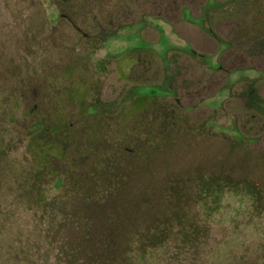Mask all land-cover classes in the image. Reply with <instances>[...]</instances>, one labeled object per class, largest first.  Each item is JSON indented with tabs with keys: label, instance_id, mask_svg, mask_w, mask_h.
<instances>
[{
	"label": "rangeland",
	"instance_id": "obj_1",
	"mask_svg": "<svg viewBox=\"0 0 264 264\" xmlns=\"http://www.w3.org/2000/svg\"><path fill=\"white\" fill-rule=\"evenodd\" d=\"M0 264H264V0H0Z\"/></svg>",
	"mask_w": 264,
	"mask_h": 264
},
{
	"label": "flooded vegetation",
	"instance_id": "obj_2",
	"mask_svg": "<svg viewBox=\"0 0 264 264\" xmlns=\"http://www.w3.org/2000/svg\"><path fill=\"white\" fill-rule=\"evenodd\" d=\"M214 5V6H213ZM213 6V7H212ZM216 7H217V3H213L212 2V4L211 5H209L208 6V11L206 12L207 14H206V16L204 17V19H203V21H204V26H206V28H208V29H206L207 30V32H209V33H211V29L210 28H212L213 27V22L215 21H213V18H212V14H214L215 13V9H216ZM228 16H226L225 18H227ZM190 18V19H189ZM188 18V20H192L191 19V17H189ZM158 22H159V24H160V26H163L164 24H166V22H165V20H164V18H162V17H158V20H157ZM167 26H169L170 24H166ZM202 26V25H201ZM161 33V38H160V42H159V44H160V52H159V56L161 57V58H163L164 56H165V50H164V47H165V44H166V42H168L169 41V38H167L166 36H165V34L163 33V32H160ZM164 35V36H163ZM140 39V38H139ZM165 40H166V42H165ZM143 41V40H142ZM173 44V43H172ZM169 46V45H168ZM171 46H173V45H171ZM222 56V54L220 55V57H219V60H217L214 56L212 57H209V58H207V57H205L204 56V61L205 62H207V64L209 65V68H212V69H217V70H222L223 69V56ZM227 62L229 61V59H228V57H225L224 58ZM140 59H138V60H133L134 62H137V61H139ZM230 60H232L231 58H230ZM133 61L132 60H127L125 63H127V64H131V63H133ZM235 61H236V59H235ZM239 70L238 69H236V72H238ZM169 77H165V79L167 80ZM154 89H156V90H158V91H161L159 88H154ZM162 92V91H161ZM67 93V92H66ZM138 95V94H137ZM162 95V94H161ZM161 95H157V96H149V97H159V96H161ZM137 98V96L135 97V99ZM148 98V97H147ZM81 100H83V102L86 100V98L84 99H81ZM147 100V99H146ZM134 102V101H133ZM133 105H134V103H132ZM146 104V102L144 103V105ZM144 105L142 106V107H144ZM142 107H140V108H138L139 110L142 108ZM132 108H135L134 106H132ZM135 109H137V108H135ZM163 123H164V121H163V118H161L160 119V125H162L163 126ZM51 127H54V128H56V130L58 129V130H60V128H61V131H56V130H54V128L52 129ZM51 127H47V128H44L43 129V134L46 136V135H48V136H46V138H47V140H44V146H42L41 148L44 150V156H45V158H44V160L45 161H48L49 160V158L52 156V155H54V156H57L56 154V149H57V145H59L60 143L58 142V141H55V144L52 142V140H54V137H52V131L54 132V136H56V135H58V134H60V135H62V133H63V131L64 130H66V124H65V122H64V119H62V118H58V122H57V124H54L53 126H51ZM61 132V133H60ZM62 137V139H67V136H64V135H62L61 136ZM47 148V149H46ZM52 151H54L53 153H52ZM128 151H130L129 149H128ZM132 151V150H131ZM51 153V154H50Z\"/></svg>",
	"mask_w": 264,
	"mask_h": 264
},
{
	"label": "trees",
	"instance_id": "obj_3",
	"mask_svg": "<svg viewBox=\"0 0 264 264\" xmlns=\"http://www.w3.org/2000/svg\"><path fill=\"white\" fill-rule=\"evenodd\" d=\"M157 244H160V243H157V242H152L149 244L150 247H153V246H156Z\"/></svg>",
	"mask_w": 264,
	"mask_h": 264
}]
</instances>
